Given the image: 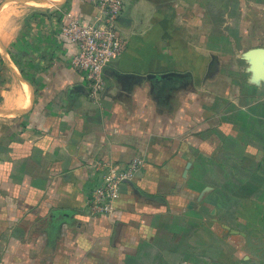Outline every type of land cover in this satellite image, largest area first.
I'll use <instances>...</instances> for the list:
<instances>
[{
    "label": "crops",
    "instance_id": "obj_1",
    "mask_svg": "<svg viewBox=\"0 0 264 264\" xmlns=\"http://www.w3.org/2000/svg\"><path fill=\"white\" fill-rule=\"evenodd\" d=\"M71 13L96 8L0 0V264L168 262L178 237L174 262L202 244L264 264V0H124L98 104L61 34ZM135 158L114 214L93 215V165Z\"/></svg>",
    "mask_w": 264,
    "mask_h": 264
},
{
    "label": "built area",
    "instance_id": "obj_2",
    "mask_svg": "<svg viewBox=\"0 0 264 264\" xmlns=\"http://www.w3.org/2000/svg\"><path fill=\"white\" fill-rule=\"evenodd\" d=\"M94 4L93 16L68 15V22L61 25V34L75 52L71 63L75 70L88 81V97L98 104L104 90V73L114 61L120 59L127 48L121 37L119 20L124 11V0H89ZM143 158H135L126 166L113 162H97L94 173L98 185L88 199L93 215L112 216L121 198L122 188L132 183L145 166Z\"/></svg>",
    "mask_w": 264,
    "mask_h": 264
},
{
    "label": "rangeland",
    "instance_id": "obj_3",
    "mask_svg": "<svg viewBox=\"0 0 264 264\" xmlns=\"http://www.w3.org/2000/svg\"><path fill=\"white\" fill-rule=\"evenodd\" d=\"M28 12H33V17L35 15H39V16H53V13L55 12V9L52 8L51 11L50 9H46V8H43V7H40V8H34V7H28ZM202 214V213H201ZM203 217H206V221H205V228H208L210 227L208 224L209 223V219H211V216H210V213H206L205 216ZM175 218V222L177 225H179L180 227L183 226L182 224V218H180L179 216L178 217H174ZM205 228L201 227L199 229L200 232H202ZM208 238V234H204V241ZM168 239L171 240V236L168 235ZM174 244H179L177 246H172L169 248L167 247L166 249H171L170 250V254H168V262H166L165 260H158V259H153L150 263H143L142 261H138L137 259L135 260V262H132L130 264H182L178 261L174 262V260H177L180 258V252L182 251H185V247H186V244L187 243H184L182 242V237H178L176 238L174 241H173ZM169 245V244H168ZM184 245V246H182ZM238 245V244H237ZM182 246V247H181ZM174 247V248H173ZM206 248L205 246H202V244L199 245L198 247V251H197V255H196V251L193 253H191L190 251V248H188L187 250V256H188V262H184V264H221L220 261H217L216 259L212 258L210 255L207 254L206 252ZM261 248V247H260ZM253 251H252V250ZM259 247H256V248H250L248 247V251L249 253L252 255V257H254L255 259L252 261V262H246L245 260L240 263V264H255L256 262H254L255 260H257V254H254V250H258ZM262 250L264 251V247L262 248ZM193 255V256H192ZM186 256V257H187ZM183 257V256H182ZM193 257L192 261H191V258ZM246 262V263H245Z\"/></svg>",
    "mask_w": 264,
    "mask_h": 264
},
{
    "label": "bare ground",
    "instance_id": "obj_4",
    "mask_svg": "<svg viewBox=\"0 0 264 264\" xmlns=\"http://www.w3.org/2000/svg\"><path fill=\"white\" fill-rule=\"evenodd\" d=\"M33 1V0H32ZM63 1V0H62ZM51 2V1H50ZM30 4V3H29ZM32 5H35L36 3H31ZM29 87V86H28ZM30 89V88H29ZM28 90V89H27ZM26 93V92H25ZM26 96V95H25ZM27 97V96H26ZM30 97V96H29ZM26 110V109H25Z\"/></svg>",
    "mask_w": 264,
    "mask_h": 264
}]
</instances>
